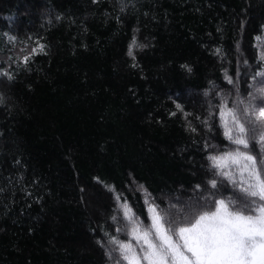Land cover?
I'll use <instances>...</instances> for the list:
<instances>
[{
    "label": "trees",
    "instance_id": "1",
    "mask_svg": "<svg viewBox=\"0 0 264 264\" xmlns=\"http://www.w3.org/2000/svg\"><path fill=\"white\" fill-rule=\"evenodd\" d=\"M263 31L264 0H0V264H114L116 194L172 227L232 196L206 157L232 147L219 105L259 86Z\"/></svg>",
    "mask_w": 264,
    "mask_h": 264
},
{
    "label": "snow or ice",
    "instance_id": "2",
    "mask_svg": "<svg viewBox=\"0 0 264 264\" xmlns=\"http://www.w3.org/2000/svg\"><path fill=\"white\" fill-rule=\"evenodd\" d=\"M134 47H139L135 37L129 45V56H133ZM216 51L219 53L220 49ZM256 60L260 70L254 72L251 79L261 78L257 81L259 86L249 84L251 91L246 98H241L237 89L232 107L227 101L219 105L220 127L232 147L206 157L213 177L207 181L209 196L215 197L225 182L231 186L233 195L213 199V210L190 217L185 215L181 217L182 226L172 227L176 216L169 220L168 211L149 201L150 194L145 197L150 220L147 226L136 216L127 199L120 203L121 195L116 194L118 208L127 221L116 231H126L129 239L121 241L109 236L108 244L112 247L106 254L114 264H264V49L258 50ZM243 63L248 65L246 59ZM225 79L230 84L235 83L227 70ZM176 108L185 117L191 115L184 112L180 104ZM202 123L207 125L208 120ZM189 127L196 131L191 124ZM253 145L258 146V154H253ZM205 147L215 146L206 144ZM140 187L143 189L142 185ZM200 190L201 185H196L194 191ZM170 209H176V215L183 212L175 204L170 205ZM112 219L116 221L117 217Z\"/></svg>",
    "mask_w": 264,
    "mask_h": 264
},
{
    "label": "rangeland",
    "instance_id": "3",
    "mask_svg": "<svg viewBox=\"0 0 264 264\" xmlns=\"http://www.w3.org/2000/svg\"><path fill=\"white\" fill-rule=\"evenodd\" d=\"M261 37L264 38V31H263ZM259 44H260V48L261 49H264V39L260 40V43Z\"/></svg>",
    "mask_w": 264,
    "mask_h": 264
}]
</instances>
